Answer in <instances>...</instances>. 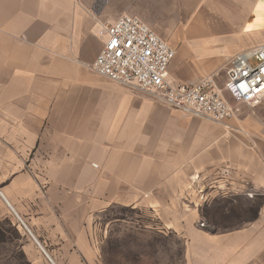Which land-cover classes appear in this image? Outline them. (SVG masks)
<instances>
[{
    "label": "crops",
    "instance_id": "crops-1",
    "mask_svg": "<svg viewBox=\"0 0 264 264\" xmlns=\"http://www.w3.org/2000/svg\"><path fill=\"white\" fill-rule=\"evenodd\" d=\"M127 2L176 50L173 84L214 75L223 87L264 28L258 0ZM95 14L76 0H0V191L19 226L39 242L49 232L56 264H107L94 218L142 207L185 241L187 264H264V100L234 101L217 123L110 80L90 67L106 40ZM232 209L242 218L222 228Z\"/></svg>",
    "mask_w": 264,
    "mask_h": 264
},
{
    "label": "built area",
    "instance_id": "built-area-1",
    "mask_svg": "<svg viewBox=\"0 0 264 264\" xmlns=\"http://www.w3.org/2000/svg\"><path fill=\"white\" fill-rule=\"evenodd\" d=\"M258 2L264 5V0ZM98 33L106 40L90 65L95 72L174 108L225 123L237 113L234 101L256 106L264 100V41L234 57L224 86L219 87L214 75L195 84L171 83L169 66L176 50L136 15L100 21Z\"/></svg>",
    "mask_w": 264,
    "mask_h": 264
},
{
    "label": "rangeland",
    "instance_id": "rangeland-1",
    "mask_svg": "<svg viewBox=\"0 0 264 264\" xmlns=\"http://www.w3.org/2000/svg\"><path fill=\"white\" fill-rule=\"evenodd\" d=\"M76 1L79 4L84 2L90 11L100 15L99 20L101 21H110V13L115 14L116 19L123 13H133L125 9V4L129 0H106L103 5L100 4V0ZM261 34L259 43L264 41V30H261ZM252 62L256 63L255 60ZM45 123L47 124V121ZM50 128L44 124L43 131L47 133ZM95 166L97 165L95 164ZM27 171L35 172L28 157ZM32 175L34 174L32 173ZM41 185L45 191L51 184L46 177H43ZM1 195L0 193V264H56L50 258V240L45 237L49 235V232H41L42 235L39 236L22 216L34 234L39 236V240L43 244L41 245L43 248H41L29 228L27 230L23 225L22 228L19 226L18 216ZM241 213L240 210L232 209L230 212L218 213L216 219L221 221L219 223L222 228H230L237 226L233 221L241 219ZM201 225L203 224L201 223ZM90 228L96 233L97 242H100L103 247L102 253L107 264L188 263L184 249L185 241L173 232H167L163 225L145 208L120 204L111 205L94 218ZM104 236L105 238H103ZM43 249H46L47 254Z\"/></svg>",
    "mask_w": 264,
    "mask_h": 264
},
{
    "label": "bare ground",
    "instance_id": "bare-ground-1",
    "mask_svg": "<svg viewBox=\"0 0 264 264\" xmlns=\"http://www.w3.org/2000/svg\"><path fill=\"white\" fill-rule=\"evenodd\" d=\"M106 2V0H100V4L103 5ZM262 4V3H261Z\"/></svg>",
    "mask_w": 264,
    "mask_h": 264
}]
</instances>
